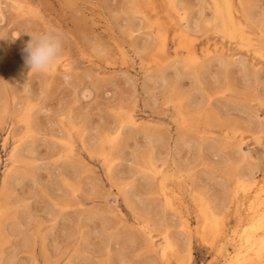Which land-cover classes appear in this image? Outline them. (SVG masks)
I'll use <instances>...</instances> for the list:
<instances>
[{"label": "rangeland", "instance_id": "374dc122", "mask_svg": "<svg viewBox=\"0 0 264 264\" xmlns=\"http://www.w3.org/2000/svg\"><path fill=\"white\" fill-rule=\"evenodd\" d=\"M231 14L0 0V264H241L264 200V0ZM53 28L63 55L31 71L29 33Z\"/></svg>", "mask_w": 264, "mask_h": 264}, {"label": "clouds", "instance_id": "9594fccd", "mask_svg": "<svg viewBox=\"0 0 264 264\" xmlns=\"http://www.w3.org/2000/svg\"><path fill=\"white\" fill-rule=\"evenodd\" d=\"M29 34L31 39L24 49L26 64L31 71L46 72L63 55L66 37L59 29L55 28L44 33Z\"/></svg>", "mask_w": 264, "mask_h": 264}, {"label": "bare ground", "instance_id": "6f19581e", "mask_svg": "<svg viewBox=\"0 0 264 264\" xmlns=\"http://www.w3.org/2000/svg\"><path fill=\"white\" fill-rule=\"evenodd\" d=\"M224 3L226 4L227 12L229 14V17H231L232 16V14H231L232 0H224ZM184 37H185V34H183V38ZM221 61H222V59H221ZM260 197L261 196L258 194V195H256V196L251 198L252 200H250L251 201V205L250 206L252 207V212H249V220H248L247 228L246 229L244 228V232H243V234L240 237L234 236V238H233V240L236 241L235 242V244H236L235 246L237 248L235 247L236 249H235V252L233 253L232 258L235 259V260L240 261L241 264L245 263V261L247 259L252 260L251 264H255V260L251 259V256H252L251 253H254L257 256L259 254V251L261 250V248H263V246H264V239H263V241H261L259 243H255V239L257 237L255 233L256 232L258 233L259 231H262L264 233V200L259 201ZM256 200L259 203H256ZM252 204L253 205L255 204V205L252 206ZM206 216H208V215H206ZM204 228H205V226H204ZM217 230L220 232L221 228L218 227ZM253 232H255V233H253ZM257 242H258V240H257ZM163 253H164V255L166 254V250L165 249H164Z\"/></svg>", "mask_w": 264, "mask_h": 264}]
</instances>
